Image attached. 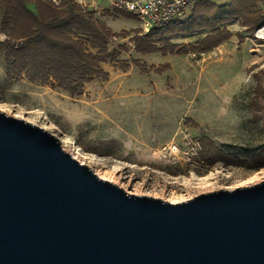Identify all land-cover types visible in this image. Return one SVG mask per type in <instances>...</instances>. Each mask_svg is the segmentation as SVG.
Masks as SVG:
<instances>
[{
	"label": "rangeland",
	"instance_id": "374dc122",
	"mask_svg": "<svg viewBox=\"0 0 264 264\" xmlns=\"http://www.w3.org/2000/svg\"><path fill=\"white\" fill-rule=\"evenodd\" d=\"M261 27L251 33L238 19L211 55L168 58L137 54V28L113 32L108 52L118 56L100 63L108 79L84 83L77 97L51 83L8 78L0 59V111L62 138L77 161L130 194L178 203L251 186L264 180V97L256 98L264 93ZM170 38L184 45L181 36ZM163 64L169 69L157 74ZM203 139L239 162L204 157Z\"/></svg>",
	"mask_w": 264,
	"mask_h": 264
},
{
	"label": "water",
	"instance_id": "95a60500",
	"mask_svg": "<svg viewBox=\"0 0 264 264\" xmlns=\"http://www.w3.org/2000/svg\"><path fill=\"white\" fill-rule=\"evenodd\" d=\"M0 264H264V180L178 203L130 194L0 111Z\"/></svg>",
	"mask_w": 264,
	"mask_h": 264
},
{
	"label": "trees",
	"instance_id": "16d2710c",
	"mask_svg": "<svg viewBox=\"0 0 264 264\" xmlns=\"http://www.w3.org/2000/svg\"><path fill=\"white\" fill-rule=\"evenodd\" d=\"M257 3L262 4L261 9ZM62 5L57 9L46 0H0V30L6 35V40L0 42V59L8 78L25 77L31 82L51 83L52 87L77 97L84 83L108 79L100 63L107 59L114 61L118 56L116 51L108 52L110 38L118 35L94 21L93 12L82 9L73 0H65ZM115 14L130 16L117 10ZM238 19L252 33L264 23V0H230L224 7L202 0L196 3L186 21L144 36L135 35L132 42L135 52L143 55L208 53L232 37L226 26ZM202 30L207 33L186 45H175L164 38L165 34L191 38ZM237 38L243 41L241 36ZM167 69L169 65H163L155 72L161 74ZM260 97L264 93L258 91L256 98ZM209 144L212 145L207 139L200 140V145L208 149L204 157L208 155L211 161L221 158L229 164L239 162Z\"/></svg>",
	"mask_w": 264,
	"mask_h": 264
},
{
	"label": "built area",
	"instance_id": "2783aa9c",
	"mask_svg": "<svg viewBox=\"0 0 264 264\" xmlns=\"http://www.w3.org/2000/svg\"><path fill=\"white\" fill-rule=\"evenodd\" d=\"M55 8H62L65 0H46ZM73 2L85 8L82 0ZM112 9L130 13L138 22L140 34L183 21L193 10L195 0H108ZM116 38H114L115 40ZM132 48L134 46L132 45ZM175 150V148H174Z\"/></svg>",
	"mask_w": 264,
	"mask_h": 264
},
{
	"label": "crops",
	"instance_id": "0c3cea01",
	"mask_svg": "<svg viewBox=\"0 0 264 264\" xmlns=\"http://www.w3.org/2000/svg\"><path fill=\"white\" fill-rule=\"evenodd\" d=\"M82 1L87 2V5H85L86 3H84V6L88 9H90V12H93V19H96V21L101 22L102 25H105L107 28L112 30V32H118V31H122V30L137 28L139 30L137 35H139V36L146 35V34H144V35L140 34L139 25H138V22L135 19V17H131L130 13H128V14H130V16H126V15L120 16V15L115 14L116 10L111 9L112 7L110 6L108 0H82ZM195 1H196L195 2V5H196L197 2L202 1V0H195ZM208 1L212 2L217 7H224L230 3V0H208ZM195 5H194V7H195ZM193 10H194V8H193ZM193 10L188 14V16L183 21H180L177 23H182V22L186 21L187 19H189ZM121 12H123V11H121ZM177 23H170V24H177ZM170 24H168V25H170ZM168 25H166V26H168ZM166 26H164V27H166ZM164 27H162V28H164ZM162 28H158V29H162ZM158 29H154V30H158ZM154 30H152V31H154ZM133 31H130V32L132 33ZM202 32H204V33L202 34ZM206 33H207V31L202 30V31H200V33L198 35H195L194 37H191V38H189L188 36H183V35H179V36L182 37L181 40H182L183 44L186 45L188 43L194 42L195 40H197L200 37H203ZM164 38L168 39L172 43L171 38H170V34H165ZM172 44H175V43H172ZM175 45H178V44H175ZM219 46H221V45H219ZM218 47H216V48H218ZM216 48H214V49H216ZM213 50L208 52V53H200V54L189 53L187 55L192 56V57L204 56V55L208 56V55H211ZM155 54H158V53L144 54V55L140 54V55H141V57H151L152 55H155ZM173 55L180 56V57L187 56V55H176V54H169V53H167L165 55H162L161 53L159 54L160 58H168V57H171ZM163 65H168V64H163Z\"/></svg>",
	"mask_w": 264,
	"mask_h": 264
},
{
	"label": "bare ground",
	"instance_id": "6f19581e",
	"mask_svg": "<svg viewBox=\"0 0 264 264\" xmlns=\"http://www.w3.org/2000/svg\"><path fill=\"white\" fill-rule=\"evenodd\" d=\"M263 27H261L260 29H259V32H258V35L259 36H261L262 34H264V28L262 29ZM59 141H60V143H61V146H62V148L66 151V152H68L74 159H77V157L74 155V153L72 152V151H70L69 149H67V147H66V142L62 139V138H59ZM80 161V160H79ZM81 162V161H80ZM82 164H84L85 165V163L84 162H82Z\"/></svg>",
	"mask_w": 264,
	"mask_h": 264
}]
</instances>
